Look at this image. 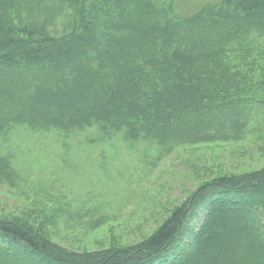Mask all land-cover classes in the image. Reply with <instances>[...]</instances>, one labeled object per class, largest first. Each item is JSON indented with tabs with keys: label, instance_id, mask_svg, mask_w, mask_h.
Masks as SVG:
<instances>
[{
	"label": "trees",
	"instance_id": "obj_1",
	"mask_svg": "<svg viewBox=\"0 0 264 264\" xmlns=\"http://www.w3.org/2000/svg\"><path fill=\"white\" fill-rule=\"evenodd\" d=\"M174 4L0 0V184L16 128L167 149L238 136L264 110V0ZM0 264H264V167L201 185L125 249L76 252L0 219Z\"/></svg>",
	"mask_w": 264,
	"mask_h": 264
},
{
	"label": "rangeland",
	"instance_id": "obj_2",
	"mask_svg": "<svg viewBox=\"0 0 264 264\" xmlns=\"http://www.w3.org/2000/svg\"><path fill=\"white\" fill-rule=\"evenodd\" d=\"M215 1L174 5L184 14ZM3 153L16 176L0 184V219L28 222L76 252L119 250L149 237L201 185L263 168L264 110L238 136L205 143L158 149L93 130L54 135L16 128ZM222 232L218 251L229 227Z\"/></svg>",
	"mask_w": 264,
	"mask_h": 264
},
{
	"label": "bare ground",
	"instance_id": "obj_3",
	"mask_svg": "<svg viewBox=\"0 0 264 264\" xmlns=\"http://www.w3.org/2000/svg\"><path fill=\"white\" fill-rule=\"evenodd\" d=\"M171 243V242H170ZM171 245V244H170Z\"/></svg>",
	"mask_w": 264,
	"mask_h": 264
}]
</instances>
